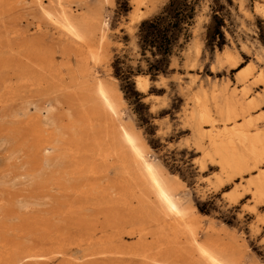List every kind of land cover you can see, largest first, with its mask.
<instances>
[{"label": "rangeland", "instance_id": "rangeland-1", "mask_svg": "<svg viewBox=\"0 0 264 264\" xmlns=\"http://www.w3.org/2000/svg\"><path fill=\"white\" fill-rule=\"evenodd\" d=\"M167 1L141 0V4L137 5L134 0H0V218L4 217L1 216L3 214L10 215L0 219L2 220L0 228L6 223L5 225H8L9 229H13V232L9 231L5 234V237L9 235L6 238H4V233H0V240H4L0 242V245L6 243L8 246H13V243L17 242L23 249L35 250L43 255V258L37 259L38 264H86L89 260L85 257L84 234H81L78 229V223H74V220L71 219L60 221L59 216H54L51 219V216L58 210L67 211L69 208H78L83 202V196L81 197L78 193L80 190L83 191L86 182L81 185V188L78 186L79 188L73 189L69 183L67 184L63 180L62 182L74 191L73 195L66 196L63 192L64 189H59L55 181L58 175L61 173L63 175L64 172L71 169L78 168L80 175L83 176L86 169L81 168L83 167L82 162L88 163L98 157L99 149L96 148V145H98V134L100 133L95 126H85L82 122L78 124V127L76 125L74 136L69 133L66 129L67 122L60 123L61 110L55 109L49 115L45 110L49 104H53L51 101L57 96L56 92H53V89H51L52 91H39L40 89L31 80L32 76L23 72L25 62L28 63L27 70L29 72L32 69H37L40 72V69L34 64L47 66L53 63V69H59V72L64 74H62L64 76L63 83H67V67L76 66V62L80 61L79 56L85 54L86 46L71 43V40L64 36L61 29L45 16L43 8L55 17L63 11H69L77 18L87 16L106 23L107 29L104 30L103 37H99L101 33L97 29L94 37L96 45L93 44L95 48L104 47L101 49L105 60L95 65L89 60L88 66L93 68L98 80L116 85L123 95L124 105L121 108L123 120L132 124L133 128L138 131L147 145L149 159L155 161L168 178L180 186L177 194L181 198L182 204L195 208L193 212L198 226V241H204L206 235H213L216 239L218 238L220 246L232 252L238 259V264H264V220H262L263 218L259 219L264 216V203L253 208L250 190L246 189L245 184H239L240 177L238 176L223 184L216 182L214 174H219V164L213 161L215 158L213 148L205 139L202 145L206 148L200 149L198 142H195L197 141L195 136L191 135L192 131L186 118V114L192 110L194 98L203 102L202 96L197 95L200 86L206 93V103L212 111L222 112L226 99L233 98L232 94L239 95L240 80L243 78H247L249 81L251 79L250 84H247L250 87L249 98L260 97L258 99L262 104L257 112L264 111V83L253 84L254 76L257 77L259 74L264 76V46L260 41V36L264 39V0H230V3L221 0L220 5L224 7L220 14L224 21V27H222L224 40L223 42L217 40L213 47H209L206 40V27L211 20L210 6L213 4L210 0L202 2L195 23L190 28L191 38L185 45L174 51L170 59L168 73L159 75L152 80L147 76L149 84L144 92L137 88L136 77L133 79L135 90L144 97L142 99L144 107L136 108L133 105L134 102L130 104L125 100L121 83L114 76L113 63L116 58H120L122 62L120 67L123 70H127L128 67L135 69L139 64L143 70L146 69L144 62L140 60L137 46V26L142 20L158 14ZM133 14L140 16L141 20L133 22ZM195 41L201 44V53L191 70L188 63L185 62L189 50L191 57H195L194 50L191 49V45H194ZM224 50L237 56L238 65L235 68H231L223 58H221L220 64L216 62L217 55L221 56L220 53ZM26 57L31 58L33 63H30ZM251 65L255 68H253L254 72L242 76V71ZM257 79L259 80V78ZM213 88L216 89L214 92H212ZM251 113L254 114L252 117L257 119L258 113L256 111ZM45 115L51 116L53 120L62 125L60 133L64 134L63 139L60 140V146H62L58 149L60 153H55L56 158L61 157L55 159V156L51 154L48 156H52L49 158L51 160L48 165H46L47 161H42L46 155L44 152H40V148L51 149V144L59 139L57 138L59 133H54L49 128H40L35 122L39 117H43L42 119L45 121ZM35 118L37 119L35 120ZM187 127L189 128L187 129ZM204 150L208 153L206 157H204ZM18 154L20 155L18 156ZM34 159L36 160L34 161ZM25 164L31 168L28 166L26 169ZM59 168L64 169V172ZM95 169L101 171L100 167ZM39 172L42 175H37ZM113 175L114 171L109 170V178H112ZM243 176L244 180L250 178L249 174ZM48 180L50 181L48 182ZM227 192L230 194L225 195ZM16 197L17 199H15ZM21 205L25 207L21 208ZM8 207L9 210L11 209L10 211ZM83 216L95 224L99 222L98 218H100L94 209L85 210ZM47 219L49 222H46L45 225L48 231L39 229L43 227L42 223ZM138 223L141 222L138 221ZM131 224L136 226L137 221L129 223L121 217L116 222V227L120 230H130ZM109 231L108 228L107 232L109 233ZM58 233L61 236V241L58 244L54 245L50 241H45ZM118 237L127 246L135 242L134 238L127 237L125 234ZM146 240V243L150 244L151 249L155 252L151 237L148 236ZM229 248H233V250ZM3 251L0 246V254ZM115 255L122 257L124 262L121 264H143L142 258L131 254ZM119 262L112 261L113 264ZM20 264L31 263L24 261Z\"/></svg>", "mask_w": 264, "mask_h": 264}, {"label": "bare ground", "instance_id": "bare-ground-1", "mask_svg": "<svg viewBox=\"0 0 264 264\" xmlns=\"http://www.w3.org/2000/svg\"><path fill=\"white\" fill-rule=\"evenodd\" d=\"M134 1L137 5L141 4V0ZM42 10L45 16L61 29L64 36L71 40V43L85 45L86 49H84L86 52L79 56L80 61L76 62V66L73 65L72 67L70 65L67 67V83H63L64 81H62L64 80V74L59 72V69H53V63L51 64L52 66H37V64H34L35 67L40 69V72H38L37 69H32L31 72H29L27 70L29 68L28 63L25 62L23 64V67L25 68L23 72L25 71L32 76L31 80H33L34 85L40 89L39 91H49L53 89V92H56L57 96L51 101L53 104H49L45 110L48 115L55 109L61 110L62 112L59 115L60 123L62 124L64 121L67 122L66 129L69 133L74 136V129L77 128L78 124L81 122L85 124V126H95L100 133L98 134V145H96V148L99 149L98 157L96 156L97 158L88 163H85V161L82 162L83 167L81 168L86 169L85 172H83V176L82 174L80 175L78 168L74 170L70 168L72 171L70 170L66 172L63 171L64 169L59 168L62 169L64 173L63 175H61L62 173L58 175L57 180L55 179V182H57L56 185L59 186V189H64L63 192L66 196L73 195V189L79 188L78 186L81 188V185L86 182L83 191L80 190L78 193L81 197L83 196L85 200L83 199V202H80L81 205L78 208H69L67 211H56V213L51 216V219L54 216H59L60 221L63 219H71L74 220V223H78V229L81 231V234H84V245L86 247L84 249L85 257L89 259L86 264H113V260L120 261L116 264L124 262L122 257L120 258V256H116L115 254H131L135 257H140L142 258L143 264H238V259L232 254V252L220 246L218 244V238L216 239L213 235H206L204 241H198V226L193 212L195 208L187 204H182L181 198L177 194L180 186H178V184L172 179H169L155 161L149 159L147 145L138 134V131L133 128L132 124L123 120L121 110L124 105L122 98L123 95L117 89L116 85L114 83L98 80L95 72L92 70L93 68L91 69L88 66L89 60L93 65L101 61L104 62L105 60V55L101 49L103 46L101 48H95L93 44H95L94 37L96 36L97 29L101 33V36L99 37H103L104 30L107 29L106 23L103 21H96L87 16L77 18L69 11V13L63 11L55 17L46 12L45 9L42 8ZM139 17L137 14H133L132 21L138 22L141 20ZM191 46V49L194 50L195 57H191V51L189 50L185 63H188L189 69L192 70L201 53V44L198 41H195L194 45L192 44ZM220 55L221 56L217 55V63L223 58L231 68H235L238 65V58L235 54H231L229 51L224 50ZM26 59L30 63H33L31 58L26 57ZM253 68V65L247 67L242 71L241 75H250ZM257 78H259V80ZM250 81L247 78L240 80L241 89L239 90V95L232 94L233 98L231 99L226 96L227 99L226 101L224 100L225 108L222 112H219V110L217 112L214 110V112L212 111L208 103H206V93H204V89L200 86L197 90V95L199 97L202 96L203 102L198 98H194L192 110L189 114H186V118L192 131L191 135L195 136V140H197L195 142H198L200 149L206 148L202 145L204 144L203 142L205 139L208 140V144L213 148V155L215 156L213 161H216L219 164V174H214L216 176V182L218 184H223L224 182L232 180L236 176L240 177V180H238L240 181L239 184H245L246 189L250 190V198L253 200V208L255 209L258 205L264 203V122H261L264 120V111H261L260 113L257 112L260 104H262L261 100L258 99L259 96H253V98H249L248 96L250 87L247 84H250ZM253 81V84H263L264 76L262 74H259L257 77L254 76ZM148 84L149 81L147 80V77H136V86L141 92L146 91ZM215 90L216 89L213 88L212 92ZM218 93L221 94L220 92ZM255 111L258 113L256 116L257 119L252 117L254 114L251 112L254 113ZM37 118H35V120ZM42 118L43 117H39L35 121L40 128H49L54 133H59L57 135V138L59 139L56 142L53 141L54 143L51 144V149L46 147L40 148V152H44L46 155L42 161H47L46 165H48V162L51 160L49 158L53 155L55 156V153L57 152L60 153L58 149L62 146H60V140L64 137V134L60 133L63 126L53 120L51 116H46L45 121ZM188 128L189 127H187V129ZM19 149L21 148L19 147ZM205 152L206 150L203 152L204 157L208 156V153ZM20 154H18V156ZM37 154L39 153L37 152ZM51 154L52 156L48 157ZM54 158L57 159L56 156ZM35 160L36 159H34V161ZM57 161L59 162V160ZM60 161L62 162V160ZM54 164L53 166H56ZM29 165L31 166L30 161ZM28 166L25 168L27 169ZM96 167H100L101 171H97L95 169ZM54 168L56 169V167ZM109 170L114 171L112 178H109L108 176ZM39 174H41V172L37 175ZM245 174H249L250 178L244 180L242 176ZM38 179L40 180L41 178ZM63 180L67 184L69 183V186L73 189L67 187L65 185L66 183L64 184L62 182ZM49 181L50 180H48V182ZM103 182L105 183L103 184ZM229 194L230 193L227 192L225 195ZM15 199H17V197ZM22 202L24 201L22 200ZM19 205L17 206L18 208L20 207ZM22 207L23 206L21 205V208ZM89 209H94L97 216H100V218H98V223L96 222L95 224L94 222H90L85 219V216H83V212ZM1 216H6L7 218V216L10 215L3 214ZM15 217L16 216L14 215V218ZM121 217L125 218L129 223L131 221H137V225L133 226L131 224L132 227L130 230H120L116 227V222ZM260 218H263L262 220H264V216L259 217V219ZM138 221L141 223L139 224ZM46 222H49V219L43 221V227H40L39 229L48 231V228L45 225L47 224ZM5 224L0 228V233H4V238L9 236L5 237L7 232L13 230L9 229L7 227L8 225L6 226ZM108 228L110 229L109 233L107 232ZM121 234L134 238L135 242L129 246L123 244L118 237ZM148 236L152 239V245H154L156 249L155 252L151 249V245L146 243ZM17 237L20 238L21 236ZM21 239L23 240V238ZM3 241L4 240H0V242ZM45 241H50L52 244L56 245L61 241V236L58 233L55 236H50V238ZM0 246L1 249L4 250L3 253L0 254L1 264H20L24 261H30L31 264H38L37 259L43 258V255L39 254V252L23 249L17 242L13 243V246H8L6 243H3ZM231 250H233V248Z\"/></svg>", "mask_w": 264, "mask_h": 264}, {"label": "trees", "instance_id": "trees-1", "mask_svg": "<svg viewBox=\"0 0 264 264\" xmlns=\"http://www.w3.org/2000/svg\"><path fill=\"white\" fill-rule=\"evenodd\" d=\"M206 0H168L155 16L142 20L137 26L136 39L140 60L145 64V70L140 64L135 68L123 70L120 58L113 63L114 76L121 83V90L126 101L132 102L136 108L144 107L143 95L134 88L133 79L137 76H149L152 79L168 73L170 59L176 49L181 48L191 38L190 28L194 25L202 2ZM211 20L206 27V40L213 47L217 40L223 42L222 27L224 21L220 15L224 7L221 0H210ZM230 3V0H225ZM263 37L260 41L264 46ZM202 211V210H201ZM203 212V211H202Z\"/></svg>", "mask_w": 264, "mask_h": 264}]
</instances>
